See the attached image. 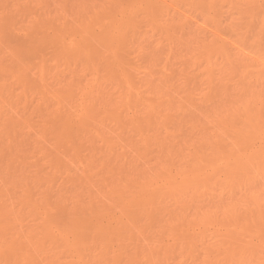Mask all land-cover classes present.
I'll return each mask as SVG.
<instances>
[{
  "label": "rangeland",
  "instance_id": "1",
  "mask_svg": "<svg viewBox=\"0 0 264 264\" xmlns=\"http://www.w3.org/2000/svg\"><path fill=\"white\" fill-rule=\"evenodd\" d=\"M0 264H264V0H0Z\"/></svg>",
  "mask_w": 264,
  "mask_h": 264
},
{
  "label": "bare ground",
  "instance_id": "2",
  "mask_svg": "<svg viewBox=\"0 0 264 264\" xmlns=\"http://www.w3.org/2000/svg\"><path fill=\"white\" fill-rule=\"evenodd\" d=\"M257 73V72H256Z\"/></svg>",
  "mask_w": 264,
  "mask_h": 264
}]
</instances>
